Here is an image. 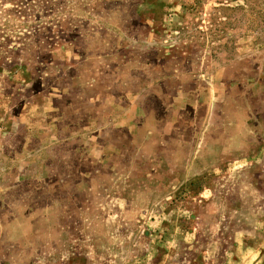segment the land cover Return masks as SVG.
<instances>
[{
    "label": "rangeland",
    "instance_id": "1",
    "mask_svg": "<svg viewBox=\"0 0 264 264\" xmlns=\"http://www.w3.org/2000/svg\"><path fill=\"white\" fill-rule=\"evenodd\" d=\"M0 264H264V0H0Z\"/></svg>",
    "mask_w": 264,
    "mask_h": 264
}]
</instances>
